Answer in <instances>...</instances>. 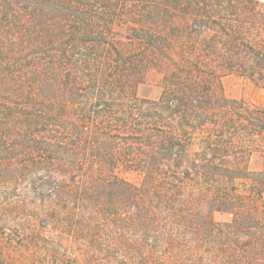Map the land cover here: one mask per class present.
<instances>
[{
  "label": "trees",
  "instance_id": "16d2710c",
  "mask_svg": "<svg viewBox=\"0 0 264 264\" xmlns=\"http://www.w3.org/2000/svg\"><path fill=\"white\" fill-rule=\"evenodd\" d=\"M230 76L264 88V0H0V264H264Z\"/></svg>",
  "mask_w": 264,
  "mask_h": 264
},
{
  "label": "rangeland",
  "instance_id": "374dc122",
  "mask_svg": "<svg viewBox=\"0 0 264 264\" xmlns=\"http://www.w3.org/2000/svg\"><path fill=\"white\" fill-rule=\"evenodd\" d=\"M224 90L227 97L232 99H245L257 103H264V88L251 81L230 76L225 79ZM160 87L153 79L141 84L138 88V95L143 98H156L159 95ZM255 167L264 165V156H256L253 161ZM217 220H225L226 216L217 214Z\"/></svg>",
  "mask_w": 264,
  "mask_h": 264
}]
</instances>
